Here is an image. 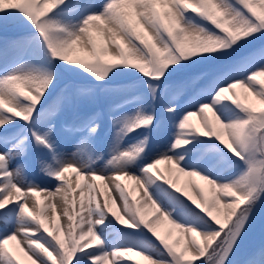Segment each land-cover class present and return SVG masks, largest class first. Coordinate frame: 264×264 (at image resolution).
Returning a JSON list of instances; mask_svg holds the SVG:
<instances>
[{
    "label": "snow or ice",
    "instance_id": "6c2138e0",
    "mask_svg": "<svg viewBox=\"0 0 264 264\" xmlns=\"http://www.w3.org/2000/svg\"><path fill=\"white\" fill-rule=\"evenodd\" d=\"M261 75L264 0H0V264H22L12 240L31 264H132L128 253L147 264H264V224L245 247L264 204V107L252 99L264 105ZM153 133L166 136L163 150ZM162 162L207 188L178 186ZM70 170L84 181L78 211ZM39 193H62L63 237ZM161 219L183 248L160 234Z\"/></svg>",
    "mask_w": 264,
    "mask_h": 264
},
{
    "label": "rangeland",
    "instance_id": "374dc122",
    "mask_svg": "<svg viewBox=\"0 0 264 264\" xmlns=\"http://www.w3.org/2000/svg\"><path fill=\"white\" fill-rule=\"evenodd\" d=\"M98 2H99V0H98ZM13 34H14V30L10 28L8 31V35L11 36ZM79 55H86V53L81 52V53H79ZM257 80L258 81H264V75L258 76ZM235 91H237L240 94V98L243 100L247 101L249 98H251L250 93H248L246 89L238 88ZM229 94H231V93H229ZM252 99L254 101V106H256L257 108L264 107V105H260L258 101H255L254 98H252ZM125 107H127V105ZM100 110L103 112V110H104L103 104L100 106ZM208 116H209V118H213L211 112L208 113ZM103 122H104L105 126H107L109 123V120H108L106 115L103 117ZM191 122L193 124L197 125L198 127L202 126L200 114L193 116L191 118ZM165 123H167V122L165 121ZM153 137L155 138L154 150H156L157 148H159V150H163V145L166 142V136L153 133ZM71 151H76V149L72 148ZM104 151H107V149H104ZM101 154H103V153H101ZM158 169L161 171L162 174H171L173 176V178L176 180L178 186L185 187L186 190L193 192V194L195 192V189L193 188V184H195V183H199L201 185H204L207 188V185H205L204 181L200 180L198 177H191L190 178V177L184 176L182 173H179L175 169V166L173 164H170L168 162H162L160 165H158ZM69 172L70 173H68L67 175L68 176L71 175L69 178V181L72 183V185H73V183H74V185H77V181H80L81 184L84 183V181L81 179V177L76 176L74 173H72V171H69ZM71 177L73 180H70ZM88 179H90V178H88ZM189 181H191V183H189ZM122 182L128 188L132 189L133 195L136 196L137 199L141 200L142 206L144 207L145 215L149 219L152 218V216L156 215V213L151 208H149L143 204L142 190L139 188L138 185L135 184L134 181L129 180L127 178H124ZM46 183L52 188L55 187V185L52 183V181H46ZM96 183H97V191L101 192L100 199L103 200V198L105 196H107L109 198L110 205H111L113 211L117 212L121 216L122 219H126L125 217H123L121 202L118 200H115V194L112 192V186L108 185L107 180H104V181L97 180ZM105 185H108V186L105 188L104 187ZM78 192H79V188H78ZM46 194L47 193H39V194H37L36 197H34L35 200L39 201L40 206L44 207L46 209L45 215L48 211L47 203L44 200V196ZM78 197H79V195L76 197V199H77L76 210L77 211L79 210V198ZM85 200H87V193L85 195ZM43 204H44V206H43ZM31 206L32 205L30 203V207ZM36 210L38 211L39 209H36ZM46 217L48 218L46 220V222L49 224H55L56 222H59V224H60V233L59 234L63 237L64 233H65V229H66V224H67L66 217H63L62 215H60V210L56 211V219H52V215H51V217H50V215H48ZM262 224H264V204L258 206L253 228L249 231L248 236L245 238V241H247V243H245V247H247L249 245H258L260 243ZM157 230L160 232L161 235L167 236V238L170 240V242L175 243L178 248L184 247L186 237L178 229L174 228L172 226V224L169 223L168 220L161 219L160 223L157 225ZM93 246H95V245H93ZM8 247L20 257L22 264H31V261L21 251V249L23 248L22 244H18L17 241L12 240V241L8 242ZM128 257H131V261H133L136 264H147V262L144 261L141 256H138L135 253H128L123 258L127 259ZM100 264H114V261L112 258H109V260L107 262L101 261Z\"/></svg>",
    "mask_w": 264,
    "mask_h": 264
},
{
    "label": "bare ground",
    "instance_id": "6f19581e",
    "mask_svg": "<svg viewBox=\"0 0 264 264\" xmlns=\"http://www.w3.org/2000/svg\"><path fill=\"white\" fill-rule=\"evenodd\" d=\"M68 173H70V172H68ZM68 173H66V176L69 179L71 175L68 176L67 175ZM70 180H73L72 177H71ZM76 186L77 185H74V183H73V187L76 188L75 195L77 197L79 195V192H78V188ZM61 196H62V193L61 194H57L55 197H47V194L44 196V200H45V202L47 203V206H48V211L46 213V216H48V215H50V217H51V215L53 216L52 209H51V207H49V205L55 204L56 205V211L60 210V205H59L58 201L61 199ZM43 206H44V204H43Z\"/></svg>",
    "mask_w": 264,
    "mask_h": 264
},
{
    "label": "trees",
    "instance_id": "16d2710c",
    "mask_svg": "<svg viewBox=\"0 0 264 264\" xmlns=\"http://www.w3.org/2000/svg\"><path fill=\"white\" fill-rule=\"evenodd\" d=\"M167 117H165V121L167 122ZM245 243H247V241H245ZM132 264H136V263H134L133 261H132Z\"/></svg>",
    "mask_w": 264,
    "mask_h": 264
}]
</instances>
